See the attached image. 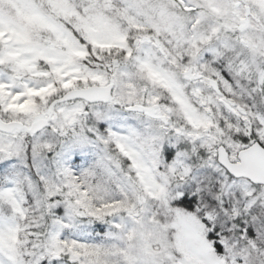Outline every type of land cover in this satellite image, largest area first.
Returning <instances> with one entry per match:
<instances>
[{
	"label": "snow or ice",
	"instance_id": "obj_1",
	"mask_svg": "<svg viewBox=\"0 0 264 264\" xmlns=\"http://www.w3.org/2000/svg\"><path fill=\"white\" fill-rule=\"evenodd\" d=\"M0 264H264V0H0Z\"/></svg>",
	"mask_w": 264,
	"mask_h": 264
}]
</instances>
